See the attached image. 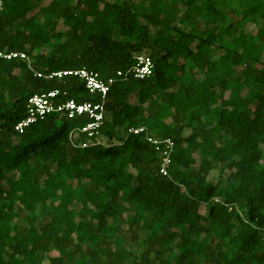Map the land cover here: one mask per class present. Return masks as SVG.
<instances>
[{"label": "trees", "instance_id": "obj_1", "mask_svg": "<svg viewBox=\"0 0 264 264\" xmlns=\"http://www.w3.org/2000/svg\"><path fill=\"white\" fill-rule=\"evenodd\" d=\"M45 1L2 0L0 50L45 74L124 76L83 148L71 133L84 118L15 127L37 92L97 101L84 83L0 59V264H264V0H178L182 16L167 0ZM141 55L153 76L126 78ZM140 126L174 142L169 176L128 134ZM217 164L235 182L211 181Z\"/></svg>", "mask_w": 264, "mask_h": 264}, {"label": "built area", "instance_id": "obj_2", "mask_svg": "<svg viewBox=\"0 0 264 264\" xmlns=\"http://www.w3.org/2000/svg\"><path fill=\"white\" fill-rule=\"evenodd\" d=\"M3 2L0 0V9ZM0 59L4 60H24L29 64L31 70L38 78L48 80H63L68 77H76L84 83L86 91L97 97V101L80 102L76 99L67 98L68 92L62 89L37 92L29 97L27 101L26 116L16 125L15 130L22 134L33 124L45 120L48 116L57 114L68 120L79 118L86 119V123L78 126L71 133V138L75 141L79 135L86 136L83 148L93 146L97 143L102 128L106 121L107 103L112 87L116 83L117 77H123L122 72H118L116 77L103 79L100 73L88 68L61 70L51 73H43L33 68L31 58L25 52L0 50ZM155 64L151 57L141 55L137 58L136 65L125 74L126 78L132 77L136 80H145L153 76ZM128 134L144 135L145 139L156 146L161 154L160 172L164 176H169V168L172 164L175 144L171 140H160L153 136L146 126L130 128Z\"/></svg>", "mask_w": 264, "mask_h": 264}, {"label": "rangeland", "instance_id": "obj_3", "mask_svg": "<svg viewBox=\"0 0 264 264\" xmlns=\"http://www.w3.org/2000/svg\"><path fill=\"white\" fill-rule=\"evenodd\" d=\"M113 2H119V3H123V2H133L134 4L136 5H139L141 0H111ZM49 2V0L45 1V4H47ZM167 3L169 5V7H172V6H177L179 13L180 15H186L187 13V8L181 4L180 2H178V0H167ZM192 15H188V17L186 18V21L188 22H182V24L184 25L183 27L186 29V30H190L192 28V26L194 24H192V22L190 20H188L189 18H191ZM192 21H194V23H198V25L201 27V28H204L205 27V24H206V19L205 18H198L197 19H193ZM190 23V24H189ZM258 29V27L253 24L252 22H248L246 24V26L244 27V32L246 33H254L256 32ZM43 53L46 52V48H44L43 50ZM132 102H136V99L133 98L132 99ZM263 149H264V146H263ZM198 157V156H197ZM210 180L213 181V182H217L218 180H223L225 182H235V177H234V174L232 171L228 170V169H225L221 164H217L216 165V169L213 170L211 172V175H210ZM204 210H206V206L203 208ZM143 237V235L141 236V238ZM176 251V250H175ZM139 252H142V249L140 248L139 249Z\"/></svg>", "mask_w": 264, "mask_h": 264}]
</instances>
